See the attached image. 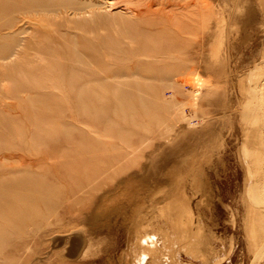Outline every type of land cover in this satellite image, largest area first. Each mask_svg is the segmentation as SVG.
Instances as JSON below:
<instances>
[{
  "label": "rangeland",
  "instance_id": "obj_1",
  "mask_svg": "<svg viewBox=\"0 0 264 264\" xmlns=\"http://www.w3.org/2000/svg\"><path fill=\"white\" fill-rule=\"evenodd\" d=\"M28 1L0 0V183L35 178L0 264H264V0Z\"/></svg>",
  "mask_w": 264,
  "mask_h": 264
},
{
  "label": "bare ground",
  "instance_id": "obj_2",
  "mask_svg": "<svg viewBox=\"0 0 264 264\" xmlns=\"http://www.w3.org/2000/svg\"><path fill=\"white\" fill-rule=\"evenodd\" d=\"M28 2H29V5H31V4H33L32 2H35V1L29 0ZM129 8H131V7H129ZM130 13H134V12H130ZM135 14H136V12H135ZM141 25L142 24H140L136 21H133L132 24L123 25V26L119 27V29L116 32L119 36H123V37H126L128 39L133 40V39H136L137 37H141L143 30H146V28L149 29V27L151 26L148 24L147 25L143 24L144 27H142ZM113 44H114V42H113ZM112 49H114V48H112ZM73 56H74L75 61L78 63V65H80V64L84 65L87 63H91V62H93V60L96 59V56L93 52H84L80 48L74 49ZM4 58H6V57H4ZM34 180H35L34 177L24 176V177H21L20 179H18V181H7L4 183H0V219L1 220L2 219H5V220L10 219L11 221H13L12 215H18L19 207H18L16 201H13L12 196L18 195L17 194L18 190L20 192L23 190L27 191L28 190L27 186L29 184L28 182H30V181L34 182ZM0 233H1V229H0Z\"/></svg>",
  "mask_w": 264,
  "mask_h": 264
}]
</instances>
